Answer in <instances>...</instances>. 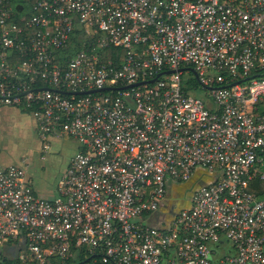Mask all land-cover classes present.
<instances>
[{"label":"built area","instance_id":"built-area-1","mask_svg":"<svg viewBox=\"0 0 264 264\" xmlns=\"http://www.w3.org/2000/svg\"><path fill=\"white\" fill-rule=\"evenodd\" d=\"M2 107L76 151L0 165V264H264V0H0Z\"/></svg>","mask_w":264,"mask_h":264},{"label":"rangeland","instance_id":"rangeland-1","mask_svg":"<svg viewBox=\"0 0 264 264\" xmlns=\"http://www.w3.org/2000/svg\"><path fill=\"white\" fill-rule=\"evenodd\" d=\"M3 143L10 161L22 163L23 167H27L34 187L47 193L56 190L59 179L76 151V146L69 140H52L50 150L45 152L37 136H31L20 128L7 134ZM259 167L264 173V160Z\"/></svg>","mask_w":264,"mask_h":264},{"label":"crops","instance_id":"crops-1","mask_svg":"<svg viewBox=\"0 0 264 264\" xmlns=\"http://www.w3.org/2000/svg\"><path fill=\"white\" fill-rule=\"evenodd\" d=\"M21 1V0H20ZM22 1H27L28 0H22ZM32 2L33 0H29V2ZM20 128L21 130H25L29 135L31 136H37L36 135V124L32 116L20 109L17 108H12V107H2L0 108V165L4 167L8 166H19L22 167L25 172L26 176L29 179L31 186L33 187V190L35 191L36 195L42 199H53L57 197V191H48L47 192H40L34 187L33 181H32V176H29L27 173V167H23L22 163L19 162H12L10 161L8 155L6 154L7 152L4 150V143H3V138L7 136L10 132H12L15 129ZM70 141V140H69ZM71 144H74L72 141H70ZM69 164V163H68ZM68 167V165H67ZM66 167V168H67ZM65 168V169H66ZM258 171H261V168H257ZM65 171V170H64ZM262 172V171H261ZM212 177L208 175L205 171L199 169L196 171L194 174L191 182L189 184H185L186 186H190L189 190L192 189H199L202 186L208 184L211 181ZM184 185H176L173 183H169L168 185V192H167V207L163 208L162 211H166V208H171V205L174 203H177L178 197L180 196L181 193V188ZM256 194V193H255ZM257 195V194H256ZM171 204V205H170Z\"/></svg>","mask_w":264,"mask_h":264},{"label":"flooded vegetation","instance_id":"flooded-vegetation-1","mask_svg":"<svg viewBox=\"0 0 264 264\" xmlns=\"http://www.w3.org/2000/svg\"><path fill=\"white\" fill-rule=\"evenodd\" d=\"M189 188H191L190 186H186L184 185L182 188H181V193H180V196L178 197V201L177 203H174L173 205H171V208H169V214L166 215L169 216L171 215L172 213L174 212H177L178 210H180L183 205L185 204V201L187 200V197H188V194L192 191V190H189ZM158 217V215H157ZM156 222H158V219L155 220Z\"/></svg>","mask_w":264,"mask_h":264},{"label":"trees","instance_id":"trees-1","mask_svg":"<svg viewBox=\"0 0 264 264\" xmlns=\"http://www.w3.org/2000/svg\"><path fill=\"white\" fill-rule=\"evenodd\" d=\"M189 86L190 88L191 86H197L196 80L191 78ZM251 191L256 193L258 197H264V181L255 180L252 184Z\"/></svg>","mask_w":264,"mask_h":264},{"label":"water","instance_id":"water-1","mask_svg":"<svg viewBox=\"0 0 264 264\" xmlns=\"http://www.w3.org/2000/svg\"><path fill=\"white\" fill-rule=\"evenodd\" d=\"M192 72V71H191ZM169 73H171V72H169ZM192 74H194L193 72H192Z\"/></svg>","mask_w":264,"mask_h":264}]
</instances>
